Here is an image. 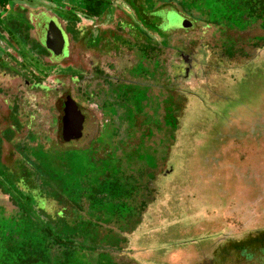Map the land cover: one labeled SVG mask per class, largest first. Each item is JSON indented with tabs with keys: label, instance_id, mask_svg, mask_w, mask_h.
I'll use <instances>...</instances> for the list:
<instances>
[{
	"label": "flooded vegetation",
	"instance_id": "obj_1",
	"mask_svg": "<svg viewBox=\"0 0 264 264\" xmlns=\"http://www.w3.org/2000/svg\"><path fill=\"white\" fill-rule=\"evenodd\" d=\"M25 3L34 8L28 15L29 23L22 26L17 20L10 21L7 12L5 18L1 17L3 24L0 25V35L3 38L0 39V47L3 50V53H0L2 102L0 168L4 171L6 177L3 176L4 179L8 178L11 170H16L14 173L19 174L14 197L11 189L2 190L0 187V192L3 191L4 194L3 198L7 196L16 209L6 218L11 223L13 218L20 219V215L23 214L21 204L24 203L25 206L28 204V195L27 192L20 190L18 182L24 183L22 186L26 191L34 187L33 180L38 171L34 166L39 152L48 156L49 148L57 145L64 146L63 150L68 156H76L74 152L84 151L87 146L92 148L94 146L95 155L89 159L92 167L97 160L106 159L105 147L102 146L104 143H120L121 148L113 153L115 160L113 171L109 166L100 175L121 178L126 190L131 191V197L123 202L131 210H127L121 216L110 217L108 223L114 219L128 221L135 216L138 209L133 196L138 193L140 187L135 180L121 177L120 157L127 155L129 158L130 151L136 153L129 158V161L139 159V162L145 164L144 170L149 174L163 163L162 173L154 175L155 178L162 180V186L169 193V209L173 208L176 212L178 206L175 205L177 193L175 184L178 176L186 173V169L183 167L175 171L174 164H171L172 160H176V155L171 154L174 136L170 133L168 135L169 152L163 159L157 154L158 142L152 140L153 135L160 132L162 126L175 130L177 114L184 99L195 101L203 110L206 108L204 107L206 103L208 104L207 98L219 102L224 98L219 92L220 84L213 82L216 73L220 66L229 62L231 57L237 60L241 58L243 43L249 44L251 40L257 43L259 38L255 36H244L241 38L242 42L240 35L248 33L249 28L257 21H261L260 25H264V15L257 19L255 13L248 17L243 13L232 21L224 19L220 24H211L207 15L199 13L192 5L183 8L180 0H41V2L29 0ZM238 3L240 6L241 0ZM261 4L264 5V1ZM12 8L19 11L23 18L28 17L21 12L18 5ZM161 12H163L162 17ZM171 12L177 13L185 22V26L179 30L163 32L161 27L164 22L169 23L167 16ZM37 19L42 21L39 25ZM50 20L54 21L53 24L60 31L62 39L60 36L50 37L49 49L45 41L46 26ZM198 22L203 23L205 28L214 27L222 33L219 52L214 60H211L209 45L202 36L193 40V36L187 35ZM53 24L50 26L51 31H56ZM161 35L163 39L166 37L164 43L161 41ZM173 35H176L174 38L177 37L180 44H172ZM227 41H234L232 43L234 47H231L235 49L233 53L225 52L224 47L231 44ZM260 47H264V44ZM161 51H164L163 59L160 56ZM162 65L166 67L163 78H161ZM37 94L40 97L38 102L36 98H32ZM162 99L168 100L166 112L169 123L167 124L163 122V115H166V112L161 106ZM3 106L5 111L1 110ZM70 106L77 109L73 114ZM160 110H162L161 117ZM202 110H199V113H202ZM68 112L72 117L71 125L74 124L70 131L64 130L68 123L66 120ZM69 123L68 127H70ZM75 127L79 130L76 131ZM71 132L79 136L70 139ZM105 132L112 136L110 138L102 136ZM262 132L264 135V128ZM136 133L139 135L136 136ZM251 133L255 134L253 131ZM78 142L83 143L85 147H68ZM4 144H9L14 150L12 157L15 159L9 166L2 163ZM127 146L130 148L127 149ZM96 151L100 153L99 156ZM117 151H122L119 157ZM145 154L148 156L147 159L144 158ZM21 157L24 158L26 165H17L16 168L17 160ZM239 158L235 159L236 163L241 162L242 159ZM146 161L153 165L149 166ZM259 162L264 163V160ZM260 164L256 169H264ZM87 173L90 178H95L91 172ZM199 192L193 190L189 191V194L195 195ZM212 196L220 198L215 193ZM215 202L214 200L213 203ZM53 203H55L53 213L62 215L65 203L55 201ZM47 205L49 204L45 206ZM181 207L187 208L183 205ZM85 208L81 212L85 215L84 219L88 217L89 212L87 206ZM3 209L4 207L1 215L5 216ZM45 213L49 214V211L46 210ZM163 215L164 217L169 215V211L163 212ZM92 218L96 221L95 217ZM41 219L43 220V217ZM2 220L0 219V223ZM174 229L176 231V226ZM107 230L103 231L117 237L116 232ZM260 239H264L263 229L255 237L248 238L247 241L243 240L244 242L235 233L227 234L225 240L219 242L214 249L207 250L202 246H193L195 250L192 251L191 246L183 248L184 259L178 264H185V261L191 258L194 259V264H223L232 252L237 255H241L242 252L243 254L253 252L255 249L252 247ZM107 252H114L118 258L121 250L114 247ZM110 255L112 256V253ZM123 256L128 264L131 259L134 261L127 252H123ZM112 258L121 263V259H116L114 255ZM163 263L166 264V260Z\"/></svg>",
	"mask_w": 264,
	"mask_h": 264
},
{
	"label": "rangeland",
	"instance_id": "obj_2",
	"mask_svg": "<svg viewBox=\"0 0 264 264\" xmlns=\"http://www.w3.org/2000/svg\"><path fill=\"white\" fill-rule=\"evenodd\" d=\"M162 16L163 12H161ZM7 17L11 19L10 21L17 20L21 25L26 23L20 12L14 8L8 11ZM167 20L169 23L164 22L161 27L163 32L179 30L185 26V22L177 13L171 12ZM260 22L254 23L248 33L240 35V40L244 36H255L259 38L257 43H253L252 40L249 44L243 43L241 58L237 60L231 57L229 62L220 66L216 73L217 76L213 82L220 84L218 85L219 92L224 98H221L220 102L207 98L208 104L206 103L204 106L206 108L203 110L195 101L184 99L177 114L175 130L162 126L160 132L155 131L156 134L153 135L152 140L158 142L157 154L163 159L169 152L168 135L170 133L174 136L171 154L176 155V160H172L171 164H174L175 171L183 167L186 169V173L183 176L179 175L175 184L177 189L175 205L178 206L176 212L173 208L169 209V193L162 186V180L155 178L154 175L162 173L163 163L149 174L144 170L145 164L139 162V159L129 161V158L133 157L132 155L136 152H128L129 158L127 155L120 157L121 177L135 180L140 187L138 193L133 196L138 208H136L135 216L128 221L125 219L115 221L114 219L104 225L106 229L116 232V241L112 245L118 247L121 252L118 258L114 252L110 253L116 259H121V263L125 260L123 252H127L128 256L134 260L131 259L129 264H162L165 260L166 264H178L184 259L183 248L191 246L190 249L193 251L195 250L193 246H202L203 249L210 250L216 248L219 242L224 241L227 234L235 233L244 242L248 238L255 237L262 229L264 231V169H256L259 163L264 168L262 166L264 163L259 162L264 160L262 132L264 128V47H260L264 44V25L262 23L260 25ZM203 25L198 22L187 35L193 36V40L202 36L209 45L211 60H214L219 52L218 46L222 41V33L214 27L205 28ZM175 36L172 37V44H180L177 37L174 38ZM165 39L166 37L163 39L161 35L163 43ZM236 41L239 40L236 39ZM227 42L231 44L224 47L225 52L233 53L235 49L231 47H234L232 44L234 41ZM0 53H3L2 47H0ZM163 53L164 51H161V59H163ZM165 69L166 67L162 65L161 78L166 73ZM163 92L162 90L161 95ZM32 98H36L37 102L40 99L39 94ZM166 100H161V106L164 107L165 112L168 110L166 104L168 100ZM0 105H2L1 100ZM4 109L3 106L1 110L5 111ZM199 110H202V113H199ZM159 114L161 117L162 110ZM168 121L169 116L166 112V115H163V122L167 124ZM252 131L255 134L251 133ZM105 133L102 136L107 138L112 136L108 132ZM138 135L136 133V136ZM159 140H161L160 144ZM102 146L105 147L104 157L106 159L97 160L92 167L89 159L95 155L94 146L93 148L87 146L84 151L74 152L77 157L76 163L79 162L78 165L89 168L87 172H91L98 179L101 172L109 166L113 171L115 166L113 153L121 148L120 143H104ZM128 146L127 149L130 148ZM63 147L52 145L49 148L51 159L59 158L58 161L61 163L66 162L68 153L63 150ZM68 147L85 146L78 142ZM12 153H14L13 148L9 144H4L1 156L4 165L9 166L14 162L15 158L12 157ZM96 153L99 156L100 153L98 151ZM121 153L122 151H117L118 157ZM183 153H185L184 156ZM147 157L145 154L144 158L147 159ZM238 158L242 160L236 163L235 159L238 160ZM17 161L16 168H18L17 165H26L23 157ZM146 163L149 166L153 165L149 161ZM14 171L16 170H11V175L8 173V178L4 179V171L0 168V187L2 190L11 189L13 197L17 175H19H16ZM21 179L23 180L22 176ZM18 187L24 193L26 192V188L21 184ZM193 190L200 192L195 195L194 193L189 194V191ZM2 192H0V219L7 220L6 217L11 216L16 209L7 196L3 198ZM212 192L220 198L213 197ZM211 199L215 200L216 204ZM42 205L43 203L39 204L40 209ZM182 205L187 208H182ZM1 206L4 207L5 216L1 215ZM165 211H169V215L164 217L163 212ZM175 226L176 231H174ZM118 237L121 240H118ZM218 237L223 239H218ZM109 247L110 244L105 245L104 250ZM252 248L255 249L253 252H244V254L242 252L241 255L230 253L223 264H264V239H260ZM94 254L96 252L91 253L92 256ZM185 262V264L195 263L192 258Z\"/></svg>",
	"mask_w": 264,
	"mask_h": 264
},
{
	"label": "trees",
	"instance_id": "obj_3",
	"mask_svg": "<svg viewBox=\"0 0 264 264\" xmlns=\"http://www.w3.org/2000/svg\"><path fill=\"white\" fill-rule=\"evenodd\" d=\"M8 1L0 0V5ZM238 1L180 0V4L183 8L192 5L207 15L211 24H220L224 19L232 21L243 13L247 17L255 13L257 19L263 17L264 0H241L240 6ZM51 156L42 152L37 155L34 187L26 191L28 204H21L20 219L0 223V264H128L125 260L116 262L110 252H104L115 247L112 244L116 237L103 230H107L104 225L110 217L131 210L123 204L131 197V191L117 176L90 178L88 168L76 163V156H67L63 163ZM53 201L65 203L62 215L53 213ZM85 206L89 212L84 219L81 212ZM108 244L110 247L104 250ZM92 252L96 254L92 256Z\"/></svg>",
	"mask_w": 264,
	"mask_h": 264
},
{
	"label": "crops",
	"instance_id": "obj_4",
	"mask_svg": "<svg viewBox=\"0 0 264 264\" xmlns=\"http://www.w3.org/2000/svg\"><path fill=\"white\" fill-rule=\"evenodd\" d=\"M38 2H41V0H38ZM18 5V7L21 9V12L23 13H25V14H27V16L29 15V14H31L32 12H33V10H34V8H32L30 5H28V4H26L25 3V0H9L5 5H0V25H1V23L3 22L2 20V18H5L4 16H5V14L9 11V10H11L12 9V7L14 6H17ZM2 17V18H1ZM29 16L26 18H24V21L26 22V23H29ZM3 24V23H2ZM19 25H21L20 23H19ZM24 25V24H23ZM22 25V26H23ZM0 39H2L1 38V35H0Z\"/></svg>",
	"mask_w": 264,
	"mask_h": 264
},
{
	"label": "water",
	"instance_id": "obj_5",
	"mask_svg": "<svg viewBox=\"0 0 264 264\" xmlns=\"http://www.w3.org/2000/svg\"><path fill=\"white\" fill-rule=\"evenodd\" d=\"M37 24L39 25L42 21H41V19H37ZM54 22V21H53ZM53 22L50 20L48 23H47V29H46V36H47V40L45 41V44H46V46L50 49V47H49V39H50V37H58V36H60V38L62 39V36H61V33H60V31L56 28V26L53 24ZM54 25V27L56 28V31L55 30H52L51 31V25ZM39 27V26H38ZM74 105V103H72V106ZM72 106H70V109L71 110H73L72 111V114L74 113V111L76 112V110L77 109H75V107H72ZM78 114H79V112H78ZM71 116H70V113L68 112V116L66 117V120L68 121V123L70 124V127H68V123H66L67 124V126H65L66 128L64 129V130H69V129H71L72 127H73V125H71V122H72V117L70 118ZM82 118V117H81ZM75 129H76V127H75ZM79 130V128L78 129H76V131H78ZM70 131V130H69ZM79 136V134H75V133H70V139H72V138H77ZM67 139V138H66Z\"/></svg>",
	"mask_w": 264,
	"mask_h": 264
}]
</instances>
